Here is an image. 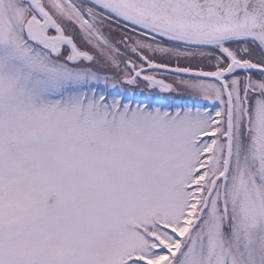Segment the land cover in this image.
Here are the masks:
<instances>
[{"label": "snow or ice", "instance_id": "1", "mask_svg": "<svg viewBox=\"0 0 264 264\" xmlns=\"http://www.w3.org/2000/svg\"><path fill=\"white\" fill-rule=\"evenodd\" d=\"M0 264H264V0H0Z\"/></svg>", "mask_w": 264, "mask_h": 264}]
</instances>
